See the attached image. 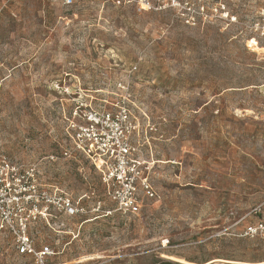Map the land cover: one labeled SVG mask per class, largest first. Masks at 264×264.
<instances>
[{
  "label": "rangeland",
  "instance_id": "rangeland-1",
  "mask_svg": "<svg viewBox=\"0 0 264 264\" xmlns=\"http://www.w3.org/2000/svg\"><path fill=\"white\" fill-rule=\"evenodd\" d=\"M240 18L189 26L134 0H0V154L35 164L85 208L33 228L38 247H56L55 261L264 260V240L244 236L264 221V40L249 41ZM126 95L148 131L157 193L133 216L114 211L88 160L62 156L77 105ZM0 264L33 262L0 232Z\"/></svg>",
  "mask_w": 264,
  "mask_h": 264
},
{
  "label": "built area",
  "instance_id": "built-area-1",
  "mask_svg": "<svg viewBox=\"0 0 264 264\" xmlns=\"http://www.w3.org/2000/svg\"><path fill=\"white\" fill-rule=\"evenodd\" d=\"M71 5L74 0H62ZM140 10H172L189 26L229 21L248 26L259 45L264 40V0H229L237 8L233 13L228 0H134ZM240 4V6H239ZM123 96L116 104L104 106L79 104L65 117V135L70 147L62 150L65 158L79 155L97 170L105 192L114 203V211L125 216L139 215L145 200L156 198V191L146 172L144 145L149 143L147 129L141 126L133 108ZM109 105V107H108ZM54 157L52 156L51 159ZM85 213L84 206L58 186L42 180L35 164H23L0 154V232L13 238L16 252L31 258L33 264H63L55 261L57 249L51 243L39 247L32 235L39 223L49 226ZM244 236L264 240V221L251 223ZM213 264H243L224 260Z\"/></svg>",
  "mask_w": 264,
  "mask_h": 264
},
{
  "label": "bare ground",
  "instance_id": "bare-ground-1",
  "mask_svg": "<svg viewBox=\"0 0 264 264\" xmlns=\"http://www.w3.org/2000/svg\"><path fill=\"white\" fill-rule=\"evenodd\" d=\"M173 261H178V262H181V263H185V264H199V263H194V262H190V261H187L186 259L184 258H181V257H177V256H173V255H170V256H165ZM224 260H227V259H224V258H212L204 263H201V264H213V263H216V262H222ZM231 261H235V262H239V263H243V264H264V260L262 261H256V262H248V261H240V260H231Z\"/></svg>",
  "mask_w": 264,
  "mask_h": 264
},
{
  "label": "trees",
  "instance_id": "trees-1",
  "mask_svg": "<svg viewBox=\"0 0 264 264\" xmlns=\"http://www.w3.org/2000/svg\"><path fill=\"white\" fill-rule=\"evenodd\" d=\"M163 263H164V264H177V263L172 262V261H164Z\"/></svg>",
  "mask_w": 264,
  "mask_h": 264
}]
</instances>
